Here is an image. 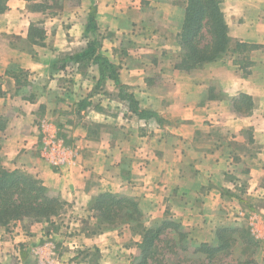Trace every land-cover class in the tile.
I'll return each mask as SVG.
<instances>
[{
  "label": "crops",
  "instance_id": "crops-1",
  "mask_svg": "<svg viewBox=\"0 0 264 264\" xmlns=\"http://www.w3.org/2000/svg\"><path fill=\"white\" fill-rule=\"evenodd\" d=\"M35 2L48 5L34 10ZM6 4L0 13V115L6 120L0 159L66 201L55 224L69 213L89 214L95 195L113 192L137 201L146 226L171 218L196 244L214 243L219 227H241L256 244L246 264H264V0L220 3L232 44L255 45L245 53L251 62L245 69L229 52L188 72L174 66L185 0ZM92 12L99 52L117 67L138 107L159 121L130 111L111 78L99 81L91 60H64L92 40L85 31ZM32 23L44 30L41 44L28 38ZM240 94L250 97L246 113L235 110ZM40 121L56 128L71 150L58 169L41 156ZM86 216L66 222L78 231L67 239L44 233L43 223L25 230L20 223L0 226V263L16 257L18 246L35 243L43 254L39 264H129L139 235L128 224L93 232L79 226L94 219Z\"/></svg>",
  "mask_w": 264,
  "mask_h": 264
},
{
  "label": "trees",
  "instance_id": "trees-1",
  "mask_svg": "<svg viewBox=\"0 0 264 264\" xmlns=\"http://www.w3.org/2000/svg\"><path fill=\"white\" fill-rule=\"evenodd\" d=\"M221 1L185 0L184 20L177 34L181 50L174 64L175 68L188 72L229 52L236 55L233 61L243 69L251 63L245 53L255 45L239 41L232 44L221 10ZM6 2L7 0H0V13L6 10ZM47 5L44 2H35L32 9L43 10ZM85 31L92 33V40L83 50L64 60H91L98 66L99 81L106 77L111 78L119 97L127 101L130 111L140 118L155 117L159 121L155 112L138 107L132 93L120 82L117 67L99 52L100 42L93 12L90 13ZM44 37L43 28L32 23L28 29V38L33 43L41 44ZM19 76L14 75L17 87L23 83ZM2 94L0 87V95ZM250 107V97L245 94H240L235 100L237 112L246 113ZM5 125L6 120L0 115V132ZM66 206V201L52 194L41 180L25 171L8 169L0 159V226L23 221L30 224L46 222L56 225L54 218L63 214ZM89 209L95 219L93 232L116 228L122 222L136 229L134 233L140 236L137 242L138 254L129 264H204L205 261L214 262L221 253L229 252L236 243H246L256 248L255 242L246 234L245 229L227 226L217 228L214 243L201 242L190 246L186 232L171 218L146 226L137 201L126 195L100 192L90 201ZM250 262L247 259H236V264Z\"/></svg>",
  "mask_w": 264,
  "mask_h": 264
},
{
  "label": "rangeland",
  "instance_id": "rangeland-1",
  "mask_svg": "<svg viewBox=\"0 0 264 264\" xmlns=\"http://www.w3.org/2000/svg\"><path fill=\"white\" fill-rule=\"evenodd\" d=\"M22 93L27 95V96L29 95V92H28L26 86L22 87ZM69 214H71V215H69V217H67V215H66L64 217V219H62V221L58 222V224H56V225H52V224H49L46 222H35V223H43L44 224V228H43L44 233H49L50 232L49 230H51L54 233H57V235L60 238L67 239L70 237L72 238L74 235H78V231L76 230L77 227H74V225H73V228L71 227V229H69L68 228L69 225H67L66 222L74 221L77 216L79 218L80 217L84 218L86 215H87L86 217H88L89 214H93V213L90 211V213L88 214L86 212L83 213L82 211H80V212H73V213H69ZM61 217H62V215H61ZM63 221H65V223H63ZM94 221H95V219H92V220L89 219V220H86V222H82V224H79V226L81 227V225H83V226L86 225L85 227L89 226L90 228H93L94 226L92 223H94ZM16 223H20L24 230L27 229L28 226L30 225V223H28L27 221L16 222ZM124 224L125 223H123V222L120 224H117V227H122ZM130 230L134 233V231L136 229L134 230V228L131 227ZM138 237H140V236H138ZM57 242L58 243H56V245H55V251H57V253L61 254L64 251V245L59 243V241H57ZM30 245L31 246H29V244H26V246H18V251H17L18 254L16 255V257L12 255L9 259L4 260V262H2L0 264H39V258L41 257V259H43V254L39 250H37L38 244L35 245V243H34V244H30ZM189 245L194 246V245H196V243L189 241ZM33 251H35V252H33ZM254 253H255V249L252 246H250L246 243H236L230 248L229 252L221 253L215 259L214 262L205 261L204 264H236V259H239L240 261H242L244 259L252 260V256L254 255ZM65 261L61 264H65ZM67 264H69V262Z\"/></svg>",
  "mask_w": 264,
  "mask_h": 264
},
{
  "label": "built area",
  "instance_id": "built-area-1",
  "mask_svg": "<svg viewBox=\"0 0 264 264\" xmlns=\"http://www.w3.org/2000/svg\"><path fill=\"white\" fill-rule=\"evenodd\" d=\"M41 136V156L54 168L58 169L71 158V150L58 136L56 128L46 121L39 124Z\"/></svg>",
  "mask_w": 264,
  "mask_h": 264
}]
</instances>
